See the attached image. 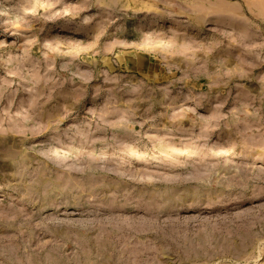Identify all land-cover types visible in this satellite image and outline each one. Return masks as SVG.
<instances>
[{"label":"rangeland","instance_id":"1","mask_svg":"<svg viewBox=\"0 0 264 264\" xmlns=\"http://www.w3.org/2000/svg\"><path fill=\"white\" fill-rule=\"evenodd\" d=\"M0 264H264V0H0Z\"/></svg>","mask_w":264,"mask_h":264}]
</instances>
